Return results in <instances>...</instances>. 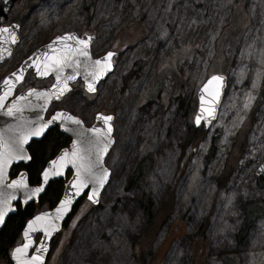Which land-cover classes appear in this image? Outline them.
I'll use <instances>...</instances> for the list:
<instances>
[{"label": "rangeland", "instance_id": "rangeland-1", "mask_svg": "<svg viewBox=\"0 0 264 264\" xmlns=\"http://www.w3.org/2000/svg\"><path fill=\"white\" fill-rule=\"evenodd\" d=\"M11 23L20 43L0 84L66 33L94 35L95 58L118 53L96 95L78 81L51 108L86 126L114 115L116 144L100 204L80 201L46 264H264V217L240 235L245 206L264 196V0H18ZM214 75L227 78L218 118L196 128ZM53 82L31 70L18 92Z\"/></svg>", "mask_w": 264, "mask_h": 264}, {"label": "water", "instance_id": "water-1", "mask_svg": "<svg viewBox=\"0 0 264 264\" xmlns=\"http://www.w3.org/2000/svg\"><path fill=\"white\" fill-rule=\"evenodd\" d=\"M17 1L0 0V64L12 58L20 43V26H3ZM95 41L92 34L58 36L23 60L0 84V232L16 215L18 205L25 210L38 204L51 182L66 179L71 172L58 203L26 222L22 243L10 254L12 264H46L53 241L80 201L86 198L98 206L111 180L112 171L106 160L116 142L114 115L98 113L89 127L66 110H56L48 116L52 105L62 102L76 82L80 80L88 94H95L114 72L115 53L110 51L94 58L91 47ZM31 70L38 80L52 77L53 84L18 92ZM226 86L225 76L214 75L201 87L194 118L196 128L209 129L217 120ZM56 127L71 143L45 165L40 182L31 184L26 169L11 178L15 166L27 167L31 163L32 143L40 142ZM262 175L264 160L256 171V176Z\"/></svg>", "mask_w": 264, "mask_h": 264}, {"label": "trees", "instance_id": "trees-1", "mask_svg": "<svg viewBox=\"0 0 264 264\" xmlns=\"http://www.w3.org/2000/svg\"><path fill=\"white\" fill-rule=\"evenodd\" d=\"M69 144L70 139L66 135L60 133L58 129L50 130L40 142H33L30 146L29 151L32 156V161L29 166H15L11 173V178L15 177L20 170L26 169L29 173L30 183L38 184L40 182V174L47 162L53 159L61 150L67 148ZM149 174L148 168L145 167L139 172V175H141L143 179H148ZM68 176H70V173ZM66 181L67 179H61L51 182L38 204H31L25 210H22L20 205L17 206L16 215L8 219L0 232V261H10L9 256L12 249L22 241L21 234L26 222L38 212L53 208L58 203L62 196ZM257 181L260 187L264 189V176L258 178ZM263 217L264 196L245 206L244 221L240 235L244 237ZM136 259L137 264H146V258L143 254L138 255Z\"/></svg>", "mask_w": 264, "mask_h": 264}, {"label": "flooded vegetation", "instance_id": "flooded-vegetation-1", "mask_svg": "<svg viewBox=\"0 0 264 264\" xmlns=\"http://www.w3.org/2000/svg\"><path fill=\"white\" fill-rule=\"evenodd\" d=\"M117 58H118V53L116 52V56H115V58H114V63H115V65H116ZM57 129H58V128H57ZM58 130H59V129H58Z\"/></svg>", "mask_w": 264, "mask_h": 264}]
</instances>
